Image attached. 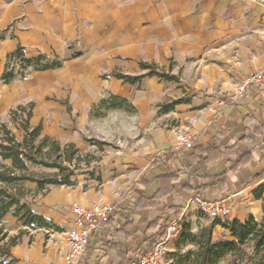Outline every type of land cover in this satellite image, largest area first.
<instances>
[{
    "label": "crops",
    "instance_id": "crops-1",
    "mask_svg": "<svg viewBox=\"0 0 264 264\" xmlns=\"http://www.w3.org/2000/svg\"><path fill=\"white\" fill-rule=\"evenodd\" d=\"M1 36L0 76L18 46L27 57L63 62L9 84L0 81L1 123L15 126L10 112L31 106L30 126H40L61 147L79 149L92 109L105 97L126 100L133 121L132 135L104 157L87 186L35 193L36 186L28 185L31 210L61 231L23 227L7 216L10 235L25 232L10 251L18 264H65L73 205L114 208L75 264H110L106 243L118 240L125 219L131 234L125 250L133 257L146 250V237L167 219L166 210L183 207L196 190L205 200H226L228 221L262 217L264 83L212 110L244 78L264 74V0H0ZM140 64L175 80L146 77L131 84L113 77L142 76L147 71ZM175 101L180 103L161 111ZM186 131L194 136L192 149L209 148L204 161L177 149V136ZM164 175L165 183L154 181ZM206 219L194 208L179 218L194 233L208 225ZM221 236L229 233L216 226L212 239Z\"/></svg>",
    "mask_w": 264,
    "mask_h": 264
},
{
    "label": "trees",
    "instance_id": "trees-1",
    "mask_svg": "<svg viewBox=\"0 0 264 264\" xmlns=\"http://www.w3.org/2000/svg\"><path fill=\"white\" fill-rule=\"evenodd\" d=\"M2 36L0 37V39ZM63 62L58 57L48 58L43 54L27 57L24 48L18 46L5 60L0 81L9 84L16 78L24 79L31 72L52 70L61 67ZM141 70L147 71L139 77H129L121 73H114L113 77L126 83L134 84L146 77H157L164 81H174L175 78L160 72L153 65L140 64ZM180 101L172 102L161 107L162 112L169 111ZM108 110L132 111L126 100L116 96H107L92 109V113ZM31 106H20L10 112V122L14 124L23 135L19 140L4 123L0 122V264H18L11 255V249L17 246L24 231H18L10 235L4 226V219L12 216L23 227L32 229L44 228L61 231L51 221L39 216L31 210L27 198L32 195L28 185H35V193L46 192L52 186L73 187L76 184L70 181L73 172L67 175H55L54 178L47 175H38L29 171V166L54 168L61 171V163H71L73 155L78 154L77 148L70 144L61 147L56 141L42 135L41 127L29 125ZM194 151L190 157L195 159L199 154L204 161L207 149H191ZM61 177L60 179H58ZM167 175L154 178L157 183H165ZM195 196L201 195L195 191ZM202 198V197H201ZM167 219H159L160 228L146 237L148 246L152 247L164 242L166 228L171 217L179 219L183 213V207L172 206L166 210ZM114 214V208L109 220L103 224L104 228ZM130 222L122 220L120 228L115 234L116 242L108 240L106 250L111 258L110 264H131L134 260L133 253L125 250V240L131 237L128 232ZM216 226L229 233V237L221 236L217 240L212 239V231ZM101 228V229H102ZM139 234L138 232H136ZM189 246V248H186ZM167 264H221L229 260V264H264V214L257 220L249 216L244 222L237 220H213L206 227L199 229L197 233L191 231L187 224L182 225L178 232L174 250L168 254ZM123 260V263H121Z\"/></svg>",
    "mask_w": 264,
    "mask_h": 264
},
{
    "label": "built area",
    "instance_id": "built-area-1",
    "mask_svg": "<svg viewBox=\"0 0 264 264\" xmlns=\"http://www.w3.org/2000/svg\"><path fill=\"white\" fill-rule=\"evenodd\" d=\"M264 83V74L258 73L244 78L237 87L236 93L228 99H219L213 113L217 109L225 107L229 101L242 97L248 89ZM194 136L191 132H182L177 136V149L191 150L193 148ZM194 208L210 220H226L229 210L226 200L208 201L198 196L189 197L184 205L183 212ZM113 206L108 204L94 203L89 208L79 205L71 207L72 225L66 232L68 253L64 258L65 264H75L77 260L84 258L91 236L101 230L111 214ZM181 229L179 219L170 221L166 228L164 242L158 243L144 251L138 250L135 253L132 264H164L166 243L178 234Z\"/></svg>",
    "mask_w": 264,
    "mask_h": 264
},
{
    "label": "rangeland",
    "instance_id": "rangeland-1",
    "mask_svg": "<svg viewBox=\"0 0 264 264\" xmlns=\"http://www.w3.org/2000/svg\"><path fill=\"white\" fill-rule=\"evenodd\" d=\"M132 122V116L127 110H108L91 113L89 124L84 131L83 143L79 149L77 148L78 154L73 155L71 163H61V171L40 166H29V171L37 174V176L47 175L52 178L58 174L62 176V174L67 175L73 172L70 181H73L76 185L85 187L89 180L96 178L100 163L104 157L112 151L117 150L122 142L132 135ZM7 126L20 140L23 135L22 131L13 125ZM206 221L209 224L213 220L206 219ZM183 224L181 223V229ZM177 237L178 234L166 243L164 264L169 262L168 254L174 250ZM186 248H189V246ZM221 264H229V260H224Z\"/></svg>",
    "mask_w": 264,
    "mask_h": 264
}]
</instances>
